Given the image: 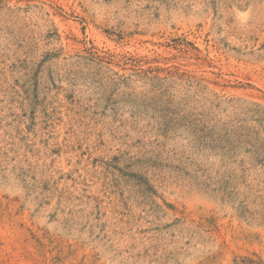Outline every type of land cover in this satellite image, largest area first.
<instances>
[{"label": "rangeland", "instance_id": "374dc122", "mask_svg": "<svg viewBox=\"0 0 264 264\" xmlns=\"http://www.w3.org/2000/svg\"><path fill=\"white\" fill-rule=\"evenodd\" d=\"M0 264H264V0H0Z\"/></svg>", "mask_w": 264, "mask_h": 264}]
</instances>
